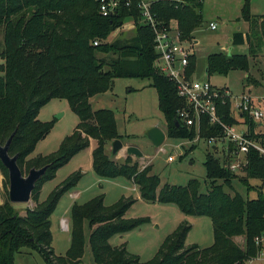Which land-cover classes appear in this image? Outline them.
Listing matches in <instances>:
<instances>
[{"label": "trees", "instance_id": "trees-1", "mask_svg": "<svg viewBox=\"0 0 264 264\" xmlns=\"http://www.w3.org/2000/svg\"><path fill=\"white\" fill-rule=\"evenodd\" d=\"M139 0L124 3L116 14L103 17L97 0H0V29L3 60L0 76V145L11 137L8 153L17 156L23 173L31 168L47 167L45 174L35 183L31 199L32 209L20 216L6 199L0 202V264H13L15 253L21 249L38 252L46 264H82L84 254V228L87 225L89 247L96 264H249L257 258L264 237V155L250 148L245 155L246 177L240 182L247 190L256 191V198L244 199L232 192V180L237 177L226 166L234 160L233 143L228 151L216 159L207 152L203 166L209 188L202 193L201 184L191 179L185 186L165 184L152 174L151 166L140 168L138 162L127 156L122 164L112 160L106 147L120 139L115 114L108 109L93 111L90 99L111 89L114 79H149L157 93V107L167 124L170 138L193 140L195 129H187L179 122L177 112L185 107L176 87L154 67V33L149 25L140 23ZM157 24L176 22L180 40H192L193 33L202 24L200 4L197 0H157L150 5ZM241 19L248 23L246 34L232 35L233 45H248V54L213 53L206 59V75L226 76L231 71L249 72V60L264 47V15L249 12L244 1ZM134 23L135 37L129 44L107 42L112 32L124 22ZM94 42H98L95 46ZM116 55L110 62L97 55ZM194 57L189 58L188 76L194 72ZM250 81V76L246 77ZM66 100L78 117L71 135L65 137L57 151L27 160L36 144L52 130L54 121L41 122L39 110L51 100ZM218 114L224 124L246 128L247 137L264 145V133L257 132V123L247 114L235 116L230 101L218 104ZM200 136L221 137L222 128L202 120ZM95 141L92 150V170L100 178H126L139 190L140 198L148 203L174 204L186 216L208 217L213 229V243L206 248L186 245L191 225L181 222L169 234L150 260L141 262L130 254L125 244L112 247L109 239L147 224V218L127 219L126 212L134 204L131 197H121L114 204L104 206V196L98 195L70 209V244L63 256L54 254L50 231V217L63 195L73 189L83 174L69 175L39 202L44 183L52 180L57 171L71 158ZM222 162H221V161ZM0 169L8 179L7 170ZM249 179H258L262 185L254 188ZM242 237L243 246L235 239ZM259 240V241H258ZM258 241V242H257Z\"/></svg>", "mask_w": 264, "mask_h": 264}, {"label": "rangeland", "instance_id": "rangeland-1", "mask_svg": "<svg viewBox=\"0 0 264 264\" xmlns=\"http://www.w3.org/2000/svg\"><path fill=\"white\" fill-rule=\"evenodd\" d=\"M150 1V0H145ZM183 1V0H177ZM200 4L202 24L193 33L192 40L184 42L189 47L191 56L194 57V72L191 75L198 81L208 80L216 87H222L229 92L230 109L232 114L237 116L236 102L242 95H250L254 105L264 112V47L257 56L249 60V72L240 70L231 71L226 76L213 74L206 75V59L213 53L248 54V45H233L232 35L236 32H243V20L241 10L245 0H197ZM249 12L251 15H264V0H248ZM215 23L216 29L211 30L209 23ZM172 26H176L175 21H171ZM240 28V30L238 29ZM135 37L134 23L131 20L124 22L123 26L112 32L107 42L110 44H129ZM194 41H197L195 44ZM194 43V44H193ZM3 45V33L0 29V51ZM224 49V50H222ZM100 59L110 62L116 55H97ZM190 56V57H191ZM3 60L0 59V76ZM250 76V81L246 77ZM93 111L108 109L114 112L117 123V131L121 136L120 140L124 147L134 146L141 153L142 158L131 156L132 160L138 162L140 168L151 166V172L160 179L159 189L165 185L185 186L189 180L196 179L201 184V192L205 193L209 188L203 163L207 152L216 159L221 158L225 153L228 142H216L208 144L203 140H187L170 138L167 136V124L157 107V93L151 87L149 79H114L111 89L104 94L97 95L90 100ZM37 119L41 122L54 121V126L50 133L40 140L34 151L27 160L38 156L49 155L59 148L63 139L72 134L79 120L71 111L66 100L54 99L39 110ZM257 132L264 133V120L258 121ZM158 128L165 134L163 144L156 148L145 136L147 130ZM237 131L243 132V127H237ZM96 145L93 141L88 149L75 155L71 160L61 167L55 177L44 183L39 195V202L46 200L49 193L64 181L69 175L76 171H81L83 176L78 184L61 197L50 221L52 223L53 243L52 248L56 256H63L70 242V233L59 228L60 219L69 221V210L72 203L83 204L90 199L104 196V206L114 204L121 197L133 198L134 204L126 212L125 218L138 219L147 218L149 222L122 235H115L109 239L112 247L125 244L127 252L139 257L141 262H146L153 258L164 239L171 234L177 226L184 221L191 225L185 244L197 245L206 248L213 243V229L208 217L186 216L180 212L174 204L148 203L140 198L138 188L126 178L106 179L96 176L92 170L91 153ZM107 155L122 164L125 156L112 155L110 144L106 147ZM173 156L174 161L168 162V157ZM221 161V160H220ZM222 162V161H221ZM234 163L238 164L234 174L237 177L232 180V192L237 193L244 199L256 198V191L247 190V187L240 182L246 177L243 167V157L234 158ZM32 169V168H31ZM30 169L22 174L26 177ZM248 183L254 188L262 185L258 179H249ZM9 182L5 178L4 172L0 169V202L8 199ZM264 191V186H263ZM76 193V196H73ZM20 216H24L26 209L35 207V203L30 199L27 204H12ZM70 221L68 222V224ZM89 229L84 228V254L82 264H96L92 258L89 247ZM235 242L243 246L244 239L238 237ZM262 251L257 258L249 264H264V237L261 239ZM13 264H46L42 256L28 249H21L15 253Z\"/></svg>", "mask_w": 264, "mask_h": 264}, {"label": "built area", "instance_id": "built-area-1", "mask_svg": "<svg viewBox=\"0 0 264 264\" xmlns=\"http://www.w3.org/2000/svg\"><path fill=\"white\" fill-rule=\"evenodd\" d=\"M98 11L103 17H108L117 12V9L124 3L129 6L132 0H97ZM157 0H139L138 8L140 10V23L149 25L154 33V50L157 58L154 61V67L158 72L168 78L176 87L178 97L185 102V107L177 112V123H181L187 129H195V140H203L208 144H214L217 141L234 144L236 150L232 156L235 158L243 157V167L246 165L245 155L250 148H253L264 155V145L257 143L247 137L246 128L243 132L237 131V127L224 124L218 114V104H225L230 94L227 90L213 86L208 80L198 81L186 74L191 56L188 46L180 40V34L177 26L157 24L155 18L150 12V5ZM211 30L216 29L215 23H210ZM94 42L93 45H97ZM224 50V49H222ZM250 95H242L238 98L235 108L237 114H247L254 121L264 120V112L254 105ZM231 104V103H230ZM202 120H206L209 125H218L222 128L221 137L203 138L200 136ZM225 154L228 151V145L225 147ZM174 157H168V162H173ZM228 170L234 173L238 164L233 160L226 166ZM63 227L65 224L62 222ZM259 241V240H258ZM257 241V242H258Z\"/></svg>", "mask_w": 264, "mask_h": 264}, {"label": "water", "instance_id": "water-1", "mask_svg": "<svg viewBox=\"0 0 264 264\" xmlns=\"http://www.w3.org/2000/svg\"><path fill=\"white\" fill-rule=\"evenodd\" d=\"M114 14H116V12ZM145 136L156 148H159L163 144L166 137L164 132L158 128L147 130ZM11 138L12 135L5 145H0V162L8 173V200L11 204H27L31 199V193L35 183L45 174L47 167L45 166L40 169L32 168L28 175L24 177L17 164V156H10L8 153ZM110 148L114 156L124 150L127 156L142 158V153L136 147H124L120 139L112 141L110 143Z\"/></svg>", "mask_w": 264, "mask_h": 264}, {"label": "crops", "instance_id": "crops-1", "mask_svg": "<svg viewBox=\"0 0 264 264\" xmlns=\"http://www.w3.org/2000/svg\"><path fill=\"white\" fill-rule=\"evenodd\" d=\"M210 23H212V22H210ZM209 23V24H210ZM208 24V25H209ZM239 30H240V28H238ZM248 31H249V25H248V23L247 22H245V21H243V32H241V33H243V34H246V33H248ZM194 43L196 44L197 43V41H194ZM193 43V44H194ZM208 81H209V79H208ZM210 82V81H209ZM214 86V85H213ZM216 87V86H215ZM218 88H220V87H218ZM222 88V87H221ZM92 99V98H91ZM90 99V100H91ZM89 100V101H90ZM93 141H91L90 142V145H91V143H92ZM96 146V145H95ZM90 147V146H89ZM120 156H125L123 153H119L118 154V156H117V158L118 157H120ZM121 158V157H120ZM73 196H76V193H73ZM73 204H75V202L74 203H72V205ZM72 205H71V207H72ZM71 207H70V209H71ZM51 218V217H50ZM69 218H70V210H69ZM69 221H70V219H69ZM69 221H67V220H65V219H60V221H59V228L62 230V231H68V233H69V229H70V223L68 224V222ZM62 222L65 224V228L63 227V225H62ZM50 223H51V221H50ZM52 223H51V226H50V231H51V236H52V243H53V234H52ZM69 244H70V242H69ZM52 245V244H51ZM69 247V246H68ZM68 249V248H67ZM67 249H66V251H67Z\"/></svg>", "mask_w": 264, "mask_h": 264}]
</instances>
